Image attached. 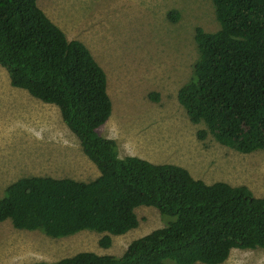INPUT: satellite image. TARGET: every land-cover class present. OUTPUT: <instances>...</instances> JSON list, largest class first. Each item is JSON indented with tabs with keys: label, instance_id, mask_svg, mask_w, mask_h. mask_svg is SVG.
Masks as SVG:
<instances>
[{
	"label": "trees",
	"instance_id": "16d2710c",
	"mask_svg": "<svg viewBox=\"0 0 264 264\" xmlns=\"http://www.w3.org/2000/svg\"><path fill=\"white\" fill-rule=\"evenodd\" d=\"M215 31L195 27L197 58L176 100L196 136L209 134L240 153L264 150V0H211ZM175 21L178 13L167 12ZM0 67L9 85L54 105L98 171L88 181L22 176L0 197V222L52 238L80 230L121 235L138 225L134 209L151 206L163 220L118 255L79 251L52 262L25 264H220L231 249H264V190L194 178L182 166L119 156L97 129L111 102L106 77L89 49L68 40L36 0H0ZM151 101L158 94L150 92Z\"/></svg>",
	"mask_w": 264,
	"mask_h": 264
},
{
	"label": "rangeland",
	"instance_id": "374dc122",
	"mask_svg": "<svg viewBox=\"0 0 264 264\" xmlns=\"http://www.w3.org/2000/svg\"><path fill=\"white\" fill-rule=\"evenodd\" d=\"M36 5L68 40L81 41L103 69L111 110L97 131L115 141L119 156L180 165L205 183L223 180L246 186L255 197L262 194L264 150L240 153L207 133L197 138L205 125L190 122L176 100L197 58L194 28H218L211 0H36ZM171 9L178 13L175 21L167 18ZM150 92L158 94L157 101L149 99ZM29 175L88 181L98 171L57 108L10 86L0 67V197L9 183ZM134 211L138 225L110 235L106 248L98 245L103 233L80 230L52 238L13 228L5 219L0 264L52 262L79 251L118 256L129 241L164 224L151 206ZM220 264H264V249H231Z\"/></svg>",
	"mask_w": 264,
	"mask_h": 264
},
{
	"label": "crops",
	"instance_id": "0c3cea01",
	"mask_svg": "<svg viewBox=\"0 0 264 264\" xmlns=\"http://www.w3.org/2000/svg\"><path fill=\"white\" fill-rule=\"evenodd\" d=\"M139 157V156H138ZM140 158H142V157H140ZM142 159H144V158H142ZM149 161V160H148ZM151 162V161H150Z\"/></svg>",
	"mask_w": 264,
	"mask_h": 264
}]
</instances>
